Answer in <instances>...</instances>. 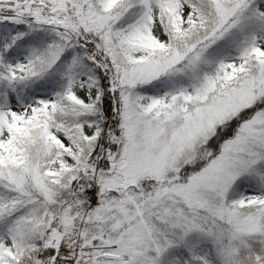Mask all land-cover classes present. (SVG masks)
I'll list each match as a JSON object with an SVG mask.
<instances>
[{
    "label": "snow or ice",
    "instance_id": "obj_1",
    "mask_svg": "<svg viewBox=\"0 0 264 264\" xmlns=\"http://www.w3.org/2000/svg\"><path fill=\"white\" fill-rule=\"evenodd\" d=\"M0 264H264V0H0Z\"/></svg>",
    "mask_w": 264,
    "mask_h": 264
}]
</instances>
